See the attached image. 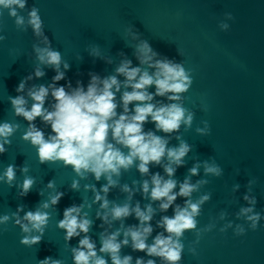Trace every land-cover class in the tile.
Listing matches in <instances>:
<instances>
[{"label":"clouds","instance_id":"1","mask_svg":"<svg viewBox=\"0 0 264 264\" xmlns=\"http://www.w3.org/2000/svg\"><path fill=\"white\" fill-rule=\"evenodd\" d=\"M27 7V0H0V16L4 10H7L10 18L14 19L17 29L26 31L25 23L31 27L33 34L42 38L44 47L33 45L36 58L40 64L50 66L56 75L52 78L49 85H33L27 92V96L32 100L29 108L28 101L23 95L9 97L14 110V114L23 117L28 121V128L24 132L22 139L29 142L37 150L39 162L62 161L64 166H71L75 173L81 177L85 173H92L97 181L104 176L108 183L101 187L100 191L105 195L101 196L95 187L92 190L95 193L94 202H101L102 209H108L109 201L106 194L111 186L117 181L113 180V175L119 176L120 170H127L133 165L135 160L139 161L137 165L141 174L149 173V164H160L161 159L167 155L169 164L164 166V171L169 177L164 179L159 173L151 177V189L149 182L145 180L142 185L143 193L146 198L150 197L152 201H159V207L162 212L173 206L177 197L190 198L192 193L197 190L198 185L190 183L186 178L183 183L179 184V191H174L177 187V181L171 177L177 167L183 163V158L190 151L189 145L181 143L178 148H167V141L155 135L154 132L143 130V126L151 119L157 130L165 133L177 131L181 123L190 125L192 115L189 114L185 118V109L177 103L157 104L152 103L154 96H167L169 100H180V94L188 91L192 81L190 75L185 68L172 60L164 57L163 59H154L158 55L146 40H141L136 45L135 55L141 65H147L148 69L141 67H133L130 60L125 59L120 66L116 68V73L125 79L121 82L116 75H111L101 79L94 73H89L91 79L85 87L80 81H77V87L71 91H66L64 86H57V82L65 79V72L69 69V65L65 62L63 67L65 71H60L62 63L61 53L53 50L51 42L44 33V22L40 15V10L33 5L25 17L19 14V10ZM230 15V14H229ZM227 28V25L223 26ZM130 31V30H129ZM133 39H137L136 33H131ZM6 37L0 35V41ZM91 54L99 56L98 46H94ZM123 55V53H121ZM45 72L37 67L34 74H30L22 79L16 87L17 93L25 91V85L28 80L41 78ZM150 86H155V93L148 91ZM126 89L120 96V104L118 105L116 93L121 88ZM68 88H71L69 83ZM131 89L128 91L127 89ZM171 94V95H168ZM51 95L54 103L52 109L45 107L47 97ZM136 102L132 110L129 105ZM122 106V113L118 115L117 108ZM39 117L43 123L49 125L52 130L47 138L44 132L37 128L33 123ZM19 125L10 122L0 123V154L7 151L5 145H11V137L18 130ZM200 131V130H198ZM109 135H111L110 142ZM116 145H122L128 149L125 154ZM191 175L197 174V167L190 170ZM22 173H27L28 168H21ZM205 172L219 177L222 169L213 164H205ZM16 180V166L8 165L0 174V182L8 185L9 188L14 186ZM35 183L33 177L25 175L22 184H15L19 189L18 196H26ZM206 183V181H205ZM256 183L255 179H250L247 183V192L243 199L247 202V207H241L237 213V218L243 217L248 223L251 230H257L259 222L262 219L260 212L255 210L257 198L252 195V186ZM54 188V181H50L47 185ZM72 189L78 188V182L73 181ZM88 186H86L87 188ZM239 185L234 186V191ZM124 191L130 192L127 185ZM64 194L57 192L50 196V202H44L34 211L24 212L23 217L19 214L24 211V206L17 207L15 212L0 216V225H7L10 221H14V226L18 225L21 229L22 238L20 244L26 247H33L41 242L48 226L50 214L43 209H48L50 204L57 205ZM211 193L201 196L193 202L191 199H185L183 207L176 205L173 209V216H163L157 222V227L163 228V232L158 233L152 240L151 244L147 243L149 236L153 232L151 220L154 209L149 204L145 209H141L139 203L133 208L128 203L117 205L111 208L110 213L105 212L101 217L108 221L110 214L113 220L127 218L135 215L139 221L138 226H130L124 233V239L118 240L120 236L119 230L110 235H101L100 253H106L110 257L111 264H132L133 257L131 255L121 256L122 246L129 245L133 251L146 253L148 257H157L163 261V264H180L184 245L181 237L186 231L195 230L197 228L196 217L200 214L201 205L210 199ZM83 205H72L65 208L63 219L58 221L57 227L65 231V241H70L74 237H79L81 233L85 235L79 239L78 246L72 249L73 264H108V261L102 255H98L96 244L87 235L92 221L87 219V214L81 216ZM221 213V219L224 218ZM211 227V226H209ZM232 227L229 222L225 228ZM6 230V229H5ZM245 228L242 225H236L235 235L245 234ZM33 232L39 235H32ZM167 233V235H165ZM199 235V233H197ZM38 264H63L60 259H54L50 256L38 261ZM135 264H156L154 259L144 260L142 257L136 258Z\"/></svg>","mask_w":264,"mask_h":264}]
</instances>
